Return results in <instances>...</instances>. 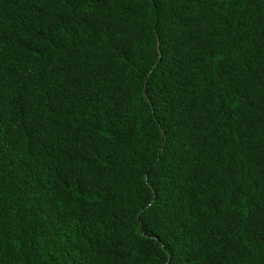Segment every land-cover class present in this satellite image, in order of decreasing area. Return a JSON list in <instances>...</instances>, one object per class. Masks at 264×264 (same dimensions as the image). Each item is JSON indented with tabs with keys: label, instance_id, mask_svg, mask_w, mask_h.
I'll return each mask as SVG.
<instances>
[{
	"label": "trees",
	"instance_id": "obj_1",
	"mask_svg": "<svg viewBox=\"0 0 264 264\" xmlns=\"http://www.w3.org/2000/svg\"><path fill=\"white\" fill-rule=\"evenodd\" d=\"M0 264H264V0H0Z\"/></svg>",
	"mask_w": 264,
	"mask_h": 264
}]
</instances>
